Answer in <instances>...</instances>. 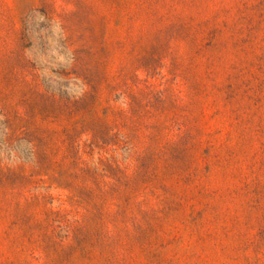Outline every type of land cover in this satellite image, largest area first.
<instances>
[{"label": "rangeland", "instance_id": "obj_1", "mask_svg": "<svg viewBox=\"0 0 264 264\" xmlns=\"http://www.w3.org/2000/svg\"><path fill=\"white\" fill-rule=\"evenodd\" d=\"M0 264H264V0H0Z\"/></svg>", "mask_w": 264, "mask_h": 264}]
</instances>
